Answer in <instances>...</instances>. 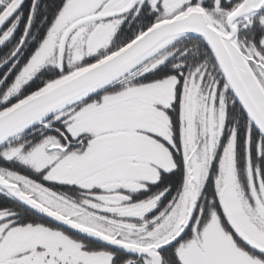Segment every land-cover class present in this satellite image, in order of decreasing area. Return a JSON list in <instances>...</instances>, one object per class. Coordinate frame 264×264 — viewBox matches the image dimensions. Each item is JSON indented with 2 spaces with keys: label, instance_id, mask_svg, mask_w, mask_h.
<instances>
[{
  "label": "snow or ice",
  "instance_id": "1",
  "mask_svg": "<svg viewBox=\"0 0 264 264\" xmlns=\"http://www.w3.org/2000/svg\"><path fill=\"white\" fill-rule=\"evenodd\" d=\"M0 264H264V0H0Z\"/></svg>",
  "mask_w": 264,
  "mask_h": 264
}]
</instances>
